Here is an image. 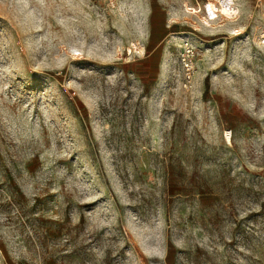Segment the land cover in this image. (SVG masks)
I'll list each match as a JSON object with an SVG mask.
<instances>
[{"label":"rangeland","instance_id":"obj_1","mask_svg":"<svg viewBox=\"0 0 264 264\" xmlns=\"http://www.w3.org/2000/svg\"><path fill=\"white\" fill-rule=\"evenodd\" d=\"M207 1L0 0V264H264V0Z\"/></svg>","mask_w":264,"mask_h":264},{"label":"built area","instance_id":"obj_2","mask_svg":"<svg viewBox=\"0 0 264 264\" xmlns=\"http://www.w3.org/2000/svg\"><path fill=\"white\" fill-rule=\"evenodd\" d=\"M97 3H105L110 8H114L118 5L119 0H95ZM211 5V6H210ZM236 0H209L203 4V11L205 17L208 20H214L219 18H232L238 12ZM185 63V68L187 72L191 70V67L187 62Z\"/></svg>","mask_w":264,"mask_h":264}]
</instances>
